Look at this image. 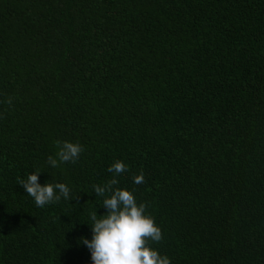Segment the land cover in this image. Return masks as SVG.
<instances>
[{
  "label": "trees",
  "instance_id": "obj_1",
  "mask_svg": "<svg viewBox=\"0 0 264 264\" xmlns=\"http://www.w3.org/2000/svg\"><path fill=\"white\" fill-rule=\"evenodd\" d=\"M113 178L171 264H264V0H0V264H92Z\"/></svg>",
  "mask_w": 264,
  "mask_h": 264
},
{
  "label": "clouds",
  "instance_id": "obj_2",
  "mask_svg": "<svg viewBox=\"0 0 264 264\" xmlns=\"http://www.w3.org/2000/svg\"><path fill=\"white\" fill-rule=\"evenodd\" d=\"M83 150L79 143L63 142L57 156L60 162L75 163ZM47 162L53 168L58 167L57 159L52 156ZM127 170V166L119 160L108 168L116 176ZM39 175V172H34L28 174L26 180L18 179V184L34 199L37 207L59 202L61 197L70 199V189L66 184L46 182L42 186ZM133 180L137 185L144 183L143 172L134 176ZM117 184L118 180L113 178L103 187L93 185L95 193L105 197L103 208L107 211L99 218L96 211L90 213L91 240L81 237L80 242L90 251L92 264H171L166 255L161 256L149 246V241L159 243L163 237L154 219L145 214L146 203L138 205L133 193L114 187Z\"/></svg>",
  "mask_w": 264,
  "mask_h": 264
}]
</instances>
